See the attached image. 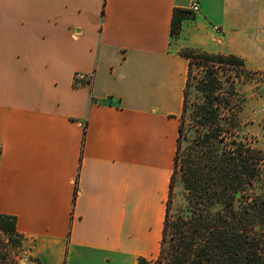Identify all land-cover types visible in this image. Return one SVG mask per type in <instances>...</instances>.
<instances>
[{"label": "crops", "instance_id": "0c3cea01", "mask_svg": "<svg viewBox=\"0 0 264 264\" xmlns=\"http://www.w3.org/2000/svg\"><path fill=\"white\" fill-rule=\"evenodd\" d=\"M185 48L264 67V0H0V214L32 264L157 258Z\"/></svg>", "mask_w": 264, "mask_h": 264}, {"label": "trees", "instance_id": "16d2710c", "mask_svg": "<svg viewBox=\"0 0 264 264\" xmlns=\"http://www.w3.org/2000/svg\"><path fill=\"white\" fill-rule=\"evenodd\" d=\"M189 16L193 13L188 8L174 9L173 34L179 33L182 20ZM183 54L189 58V70L171 188L180 169L191 209L186 217L172 220L168 203L160 252L154 261L141 257L139 262L264 264V195L254 190L264 171V151L237 137L239 117L233 110L237 90L234 83L225 89L218 75L225 64L249 70L235 53L185 48ZM194 59L207 69L195 84L201 92L199 100L190 102ZM0 231L9 235L13 246H22L15 216L0 214Z\"/></svg>", "mask_w": 264, "mask_h": 264}, {"label": "rangeland", "instance_id": "374dc122", "mask_svg": "<svg viewBox=\"0 0 264 264\" xmlns=\"http://www.w3.org/2000/svg\"><path fill=\"white\" fill-rule=\"evenodd\" d=\"M209 48L216 47L212 44L209 45ZM234 50L241 53L249 51L247 46L245 48L240 44H235ZM229 53L230 52L223 54ZM244 60L249 72H244L240 66L231 67L222 64L224 68L219 69L218 75L225 89L232 87L231 83H234L237 90L235 100L237 106L233 108L239 117L238 126L236 127L237 137L249 140L254 146L264 151V67L252 65L245 58ZM193 61L197 63H194L191 68L192 85L189 93L190 102L199 100L201 92L196 89L195 84L198 79L203 77L207 69L205 65H201L198 60L194 59ZM227 111L229 110H224V112ZM186 121L187 123H191L189 117L186 118ZM189 134H194V131L189 129ZM182 145H186L185 140H182ZM254 190L256 193L264 195V171L261 177L256 181ZM168 203L169 216L172 220L186 217L187 214L190 213L191 205L188 201V191L185 188L180 169L175 173ZM237 203H239V201ZM27 254V248L25 251L23 246H13L12 241L9 239V235L0 231V264H32Z\"/></svg>", "mask_w": 264, "mask_h": 264}, {"label": "built area", "instance_id": "2783aa9c", "mask_svg": "<svg viewBox=\"0 0 264 264\" xmlns=\"http://www.w3.org/2000/svg\"><path fill=\"white\" fill-rule=\"evenodd\" d=\"M199 8H200L199 3L198 2H193L189 9H190V11L192 13L195 14V13H197L199 11Z\"/></svg>", "mask_w": 264, "mask_h": 264}]
</instances>
